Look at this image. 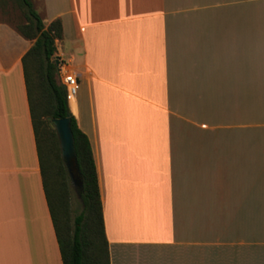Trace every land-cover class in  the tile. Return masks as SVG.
I'll return each instance as SVG.
<instances>
[{
	"label": "crops",
	"instance_id": "0c3cea01",
	"mask_svg": "<svg viewBox=\"0 0 264 264\" xmlns=\"http://www.w3.org/2000/svg\"><path fill=\"white\" fill-rule=\"evenodd\" d=\"M61 25L108 264H264V0H29ZM0 21V264H62Z\"/></svg>",
	"mask_w": 264,
	"mask_h": 264
},
{
	"label": "trees",
	"instance_id": "16d2710c",
	"mask_svg": "<svg viewBox=\"0 0 264 264\" xmlns=\"http://www.w3.org/2000/svg\"><path fill=\"white\" fill-rule=\"evenodd\" d=\"M22 16V23L10 25L20 36L32 41L21 59L23 80L30 114L32 131L39 160V171L49 216L55 233L62 264H108L106 241L102 229L101 204L90 145L70 115L65 90L56 82L58 64L53 60L55 43L61 39V25L54 20L43 26L29 0H10ZM3 3V1H2ZM57 60V59H56ZM69 118L76 164L80 173L82 190L80 210L68 224V207L72 191L59 157L52 153L47 132L55 139L44 118ZM47 130V132H46ZM45 137L48 159L43 162L38 135ZM56 142V139H55ZM53 154V159L51 155Z\"/></svg>",
	"mask_w": 264,
	"mask_h": 264
},
{
	"label": "water",
	"instance_id": "95a60500",
	"mask_svg": "<svg viewBox=\"0 0 264 264\" xmlns=\"http://www.w3.org/2000/svg\"><path fill=\"white\" fill-rule=\"evenodd\" d=\"M64 89V87L62 86ZM49 128L55 133L59 156L69 180L71 189L77 199L80 198L82 182L80 173L76 164V158L73 149L72 133L69 127L68 116L61 119L47 118Z\"/></svg>",
	"mask_w": 264,
	"mask_h": 264
},
{
	"label": "rangeland",
	"instance_id": "374dc122",
	"mask_svg": "<svg viewBox=\"0 0 264 264\" xmlns=\"http://www.w3.org/2000/svg\"><path fill=\"white\" fill-rule=\"evenodd\" d=\"M2 1H3V3H2ZM0 20L7 21V22H10L12 24L23 22L20 11L16 7V5L13 2H11L10 0H0ZM52 59L55 60L56 64H58L56 57H55V54H54ZM56 82L61 84L60 78L58 77V72L56 75ZM44 120L46 123H48V121L45 118H44ZM46 132H47V130H46ZM53 134H55V133L53 132ZM47 139L49 140V144H50L52 153L56 154V151H57L56 150V144L58 146L56 136H55V139H56V142H55L53 135L51 133L47 132ZM38 141H39V147L42 150L41 154L43 155L42 156L43 162L46 163V161L48 159V156L46 154V148H45L46 143L44 142L45 137H44V135H42L41 132L38 135ZM51 157H52V159L54 158L53 154L51 155ZM68 185L71 189L69 180H68ZM71 191H72V189H71ZM79 210H80L79 200L75 197V195L72 191V196L69 199V207H68V224H69L70 228L72 226L73 218L75 215H77Z\"/></svg>",
	"mask_w": 264,
	"mask_h": 264
},
{
	"label": "built area",
	"instance_id": "2783aa9c",
	"mask_svg": "<svg viewBox=\"0 0 264 264\" xmlns=\"http://www.w3.org/2000/svg\"><path fill=\"white\" fill-rule=\"evenodd\" d=\"M59 69L60 67L58 66V70ZM60 81L61 85L64 87L66 99L73 97L78 88L75 76L72 74H63Z\"/></svg>",
	"mask_w": 264,
	"mask_h": 264
}]
</instances>
